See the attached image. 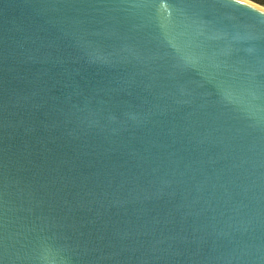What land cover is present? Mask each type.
<instances>
[{"label":"water","instance_id":"1","mask_svg":"<svg viewBox=\"0 0 264 264\" xmlns=\"http://www.w3.org/2000/svg\"><path fill=\"white\" fill-rule=\"evenodd\" d=\"M0 264H264V5L0 0Z\"/></svg>","mask_w":264,"mask_h":264},{"label":"trees","instance_id":"2","mask_svg":"<svg viewBox=\"0 0 264 264\" xmlns=\"http://www.w3.org/2000/svg\"><path fill=\"white\" fill-rule=\"evenodd\" d=\"M254 1H256L257 3H260L262 5H264V0H254Z\"/></svg>","mask_w":264,"mask_h":264},{"label":"rangeland","instance_id":"3","mask_svg":"<svg viewBox=\"0 0 264 264\" xmlns=\"http://www.w3.org/2000/svg\"><path fill=\"white\" fill-rule=\"evenodd\" d=\"M254 1V0H253Z\"/></svg>","mask_w":264,"mask_h":264}]
</instances>
